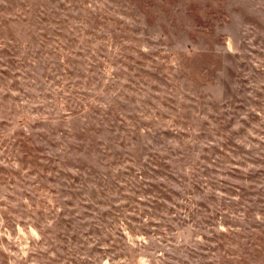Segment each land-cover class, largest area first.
<instances>
[{"label": "rangeland", "instance_id": "1", "mask_svg": "<svg viewBox=\"0 0 264 264\" xmlns=\"http://www.w3.org/2000/svg\"><path fill=\"white\" fill-rule=\"evenodd\" d=\"M0 264H264V0H0Z\"/></svg>", "mask_w": 264, "mask_h": 264}, {"label": "trees", "instance_id": "2", "mask_svg": "<svg viewBox=\"0 0 264 264\" xmlns=\"http://www.w3.org/2000/svg\"><path fill=\"white\" fill-rule=\"evenodd\" d=\"M206 238H207V236H204V238H203L202 240H203V241H207V239H206ZM144 243H145V241H143V243H142V244H144ZM201 244H202V245H204L202 242H201ZM145 247H146V246H144V245H143V247H142V248H145ZM142 248H139V251H138V253H137V254H139V253H143V251H144V250H143ZM136 259H138V258L136 257V258H135V260H136Z\"/></svg>", "mask_w": 264, "mask_h": 264}]
</instances>
